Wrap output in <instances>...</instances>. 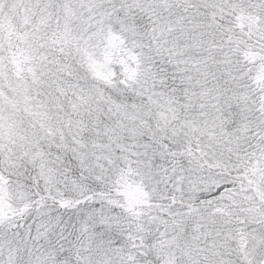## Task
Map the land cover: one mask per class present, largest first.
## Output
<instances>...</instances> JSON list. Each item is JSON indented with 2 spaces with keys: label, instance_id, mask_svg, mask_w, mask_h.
Here are the masks:
<instances>
[{
  "label": "snow or ice",
  "instance_id": "1",
  "mask_svg": "<svg viewBox=\"0 0 264 264\" xmlns=\"http://www.w3.org/2000/svg\"><path fill=\"white\" fill-rule=\"evenodd\" d=\"M0 264H264V0H0Z\"/></svg>",
  "mask_w": 264,
  "mask_h": 264
}]
</instances>
